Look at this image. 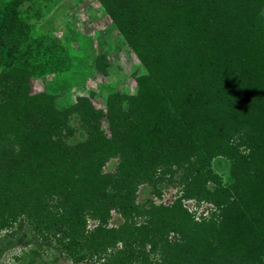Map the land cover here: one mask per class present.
<instances>
[{
    "label": "trees",
    "instance_id": "trees-1",
    "mask_svg": "<svg viewBox=\"0 0 264 264\" xmlns=\"http://www.w3.org/2000/svg\"><path fill=\"white\" fill-rule=\"evenodd\" d=\"M184 1L102 0L110 17L138 54L149 51L148 48L153 47L155 36L160 34L158 27L164 21L172 20L173 25L178 22L177 31L180 24L184 25L182 24L183 16L186 15L182 13V8L185 7ZM226 2L228 6L226 10L217 11L213 8L208 17L199 15L200 4L196 0L187 5L188 21L185 19L184 21L190 23L191 34L198 36L199 31L202 32L207 28V34L211 39L215 34L218 38L221 34L235 36L238 33L239 35L243 27L264 28V19L261 16L264 14L263 0H260L257 7L253 6L252 0H226ZM220 16L223 18L220 19ZM237 37L233 38L229 46L232 49L228 52L229 60H237L235 62L239 65H234L238 68L245 61L243 58L249 51V58L244 63L252 68L249 72L253 74V71L258 69L261 75L264 72L262 49L251 45L249 46L251 49L247 52V49L235 51L239 46V42H236ZM156 39L159 38L156 37ZM226 43H230L229 39ZM162 46H164L163 42H159L158 47ZM4 48H1L2 51ZM200 57L205 58L202 52L197 53L196 58ZM203 60L208 62L210 58ZM200 61H198L199 64ZM225 61H222L223 69L225 68L223 76L217 78L218 82L221 79L225 80L224 77L228 76L226 73L230 71V68L232 71V62L228 63L226 59ZM249 72L247 71L248 75H250ZM30 77L31 73L26 68H15L0 76L2 90L0 95V191L5 194V199L0 196L2 215L0 225H5L9 216H13L9 208H15L14 210L17 209L19 212L18 215L22 213L32 217L40 226L47 227V234H51V238L56 239V243L73 248L77 242L74 241L71 244L69 240L65 241L66 238L73 236L77 230L83 229L80 236L84 239L85 227L88 226L87 220L91 217L98 220V224L91 230L89 236H95L97 241L94 243L97 248L105 247L104 244L116 246L112 252L120 264H126L125 259L131 255L138 256L139 253L141 255L144 253L146 257L145 245L148 242L153 245L154 250L164 251L173 248L177 252H184L183 256L186 260L190 258L194 261L192 264H264L259 261L260 259L257 260V256L264 253V89H260L259 99H248L246 104L249 106L247 109L249 111L243 109V112H240L239 108L245 106L243 100L245 94L241 93L240 99L235 102L236 98H231L228 93L231 90L228 82L222 81L223 85L216 84L211 89L218 106L215 109L229 107L228 119L220 120L215 115L210 116L212 115L210 105L213 103L211 104L209 100L212 98L209 96L195 98L194 95L198 90L190 91L189 88H185L188 93L184 100L178 102V113L193 111L200 120L204 114H207L208 118L209 116L215 118L210 125L206 124V121L200 122L197 127L190 125L191 131L185 127L186 138L184 135L173 134L175 128L173 124L170 125L167 116L166 120L164 118V121H158L142 115L143 113L135 116V122L130 117L129 122H132L130 131L122 134L121 129L118 128L122 116L120 102L131 98L137 99L138 92L142 91L143 81H140L138 92L134 95L116 93L109 96L106 110L97 108L86 97H80L78 103L69 109L61 110L56 107L53 95L46 92L28 93ZM201 78L205 77L201 75ZM231 82L235 84L234 80ZM160 105V110L165 113L167 103L164 101ZM208 107L210 108L207 113L203 111ZM75 111L79 112L83 118H81L80 127L87 133V140L70 145L68 148L69 146L65 145L62 130L69 123V115ZM127 113L128 111L125 115ZM185 115L189 116L186 112ZM103 118H107L110 134L103 126ZM251 126L256 132L253 136L255 141L246 139L245 135L242 136L243 139L245 138L243 142L251 148L249 155H245L238 150L239 143H232L231 140L232 138L235 140V134L248 131ZM149 138H154L158 142L165 141L157 158L154 154L147 157L141 154L142 146ZM141 139L144 143L140 142ZM9 141L15 144L18 150H15L14 145L10 146L11 143L6 153L2 154L1 149ZM118 154L122 160L116 168L117 171L104 172L103 166L106 161ZM219 155H230L236 179L231 186H220L217 191L220 198L216 201L213 199L217 205L227 203L225 207L220 205V212L215 214L221 230L217 233L208 231L210 234L207 236L220 241L218 249H211L208 253H204V250L198 251L200 242L196 241L200 235L195 231V227L191 226L193 220L185 212L186 209L183 210V220L177 223L176 221L165 222L168 217L164 219L162 215L166 214L165 210L169 211L170 208L163 206L159 208L155 206L159 210L160 219L155 221V218L151 217L155 222L154 227L151 220L138 221L139 215H145L148 210L144 205L137 204L136 192L140 184L149 182L150 178L157 174L156 168L169 162L180 166L195 163V166L190 169L192 171H188L189 174L186 172L188 194L186 196L202 199L205 183L209 179L218 182L216 174L211 170L212 167L209 169L206 167L211 163V159ZM254 169H258L261 176L251 187L248 184L249 176ZM2 181L8 184H2ZM153 190L156 192L158 188L155 187ZM230 200L235 201L230 202ZM239 203H243L251 215L243 218L241 213L238 231L234 229L231 231L232 216L240 212L236 210V205ZM113 209H117L126 218L118 227H108V216ZM47 216L48 218L44 219ZM50 217L53 218V222L50 221ZM252 217L255 219L253 220ZM61 220L68 222L69 225L62 228L56 224ZM170 233H178L179 239L173 242L169 237ZM118 243L122 247L119 248ZM241 245H245L243 246L245 252ZM70 255L78 258L73 250L70 251ZM103 255L101 250L99 259L103 258Z\"/></svg>",
    "mask_w": 264,
    "mask_h": 264
},
{
    "label": "rangeland",
    "instance_id": "rangeland-1",
    "mask_svg": "<svg viewBox=\"0 0 264 264\" xmlns=\"http://www.w3.org/2000/svg\"><path fill=\"white\" fill-rule=\"evenodd\" d=\"M196 1L200 4L199 15L202 17H208L213 8L217 11L228 8L226 0ZM192 2L193 0H185L183 3L185 7L182 8V13L186 14L183 16L186 21H188L186 6ZM252 2L253 6L257 7L260 0H252ZM261 16L264 19V14ZM221 18L223 16H220ZM184 19L182 23L184 25L180 24L178 31L176 30L178 22L173 25L172 20L164 21L158 27L160 34L155 36L153 47L148 48L149 51H142V54H138L134 46L116 26L104 8L102 0H0V76L15 68H26L31 73L28 93L46 92L53 95L56 107L61 110L74 106L80 97H86L97 108L106 110L109 96L116 93L134 95L138 92L140 81H143L142 91L138 92L137 99L131 98L120 102L122 116L118 128L121 129L122 134H127L130 131L129 128L132 126V122H129L130 117L135 122V116L143 113L142 115L155 118L158 121H164V118L166 120L167 116L170 125L173 124L175 128L173 134L184 135L187 138L185 127L191 131L190 125L197 127L202 121H206V124L210 125L215 120V118H210L213 115L220 120L228 119L227 110L229 107L215 109L218 106L211 89L216 84L223 85L222 81L228 82L231 85V90L228 93L231 98H236L235 102L240 99L241 93L245 94V98H243L245 106L239 108L240 112H243V109L249 111L247 110L249 106L246 104L248 99L260 98V89H264V72L259 75V71L256 69L252 74L249 72L252 71V68L247 67L248 64L244 62L249 58L248 50L251 49L249 47L251 45L262 49L264 55V28L243 27L245 29L241 28L242 31L239 32V35L235 34L236 37L238 35L237 41H235L239 42L235 51L246 49V52L248 51L246 57L243 58L245 60L243 64L236 68L235 65H239L235 62L237 60L231 61L228 58V52L232 50L229 46L235 38L233 34L229 36L221 34L219 38L215 34L213 38L209 39L206 28L203 29L204 32L199 31L200 34L195 36L190 32V23H186ZM256 24L258 23L256 22ZM252 29L255 31L254 35ZM223 39L225 40L221 41ZM228 39L229 44L226 43ZM159 42H163L164 46L159 48ZM3 47L5 48L2 51ZM201 52L203 57L210 58L208 62L203 60L205 58H196L197 53ZM179 54L182 55L177 56ZM196 59L201 60L200 64ZM225 59L228 63L232 62L233 68L232 71L230 68V71L226 73L228 76L224 77L225 80L221 79L218 82L217 78L223 76L225 68L223 69L222 61L226 62ZM226 67L228 68V66ZM234 68L236 70H233ZM203 70H205L204 73ZM201 75L205 78H201ZM232 79L235 84L231 82ZM185 88H189L190 91L197 89L195 98L206 96L212 98L209 100L211 104L213 103L210 105L212 115L209 118L207 114H204L200 120L193 114V111L178 113V102L184 100L188 93ZM1 92L0 89V95ZM164 101L167 103L165 113L160 110V104ZM209 108L203 111L207 113ZM127 111L128 113L125 115ZM185 112L189 116L185 115ZM81 118L79 112H72L69 115L68 125L62 130L63 139L65 145L69 146L68 148L70 145L87 140V133L80 127L83 119ZM188 119L190 120L188 121ZM102 123L109 133L107 118H103ZM254 134L256 132L251 126L248 131L235 134L236 138L235 140L232 138L231 142L239 143L240 153L249 155L251 148H248L243 141L245 138L255 141ZM186 138L184 139L187 141ZM142 141L144 143L143 139L140 140V142ZM3 143L6 142L3 141ZM11 143L9 141L3 146L2 154L6 153ZM240 143L242 144L240 145ZM144 144L141 154L146 157L154 154V157L157 158L165 141L158 142L154 138H149ZM10 146L18 150L15 144L12 143ZM9 155L11 157V154ZM13 156L12 154V159ZM193 157L195 158V156ZM121 158L118 154L108 159L103 166V171L116 172ZM194 166L195 163L180 166L177 163L169 162L162 164L158 169L156 168L157 174H154L149 182L140 184L136 192L137 204L144 205L148 210V213L139 215L137 219L139 222L151 220L152 227H154L155 222L151 217H154L155 221L159 220V210L156 207L163 206L170 208L169 211L163 209L166 214H163L162 217L164 219L168 217L165 222L176 221L177 223L183 220V210L186 209L185 212L193 220L191 226H194L195 231L200 235L196 241L200 242L198 251L204 250V253H208L211 249H218L220 242L217 238L207 237L210 234L208 231L217 233L221 230L218 227L215 214L220 212V205L225 207L227 204H215L216 199L220 198L217 191L220 186L227 187L234 184L236 179L233 174L234 164L230 155H219L211 159V163L207 165L206 169L212 167L211 170L216 174L218 182L209 179L205 183L202 199L186 196L188 195L186 172L189 174L192 171L190 169ZM196 166L198 165L196 164ZM240 166L243 169V166ZM206 169L204 170L206 171ZM260 176V171L254 169L249 176L250 183L248 184L253 187V183H256ZM2 184L8 183L2 181ZM155 187L158 188L156 192L153 190ZM0 196L5 199V194L2 191H0ZM232 201L235 200H230V202ZM236 206V210L240 212L232 216L231 231L233 229L238 231L239 217L245 218V216L251 215L243 203ZM14 209L9 208V212H13V216H9L5 225H0V264H120L112 252L116 246L104 244L105 247L97 248L94 243L97 241L95 236H89L91 230L97 226L98 220L89 217L88 226L85 227L86 230L84 229V239H81L82 236H80L83 229H79L73 236L67 237L65 240H69L71 244L76 241L77 244L73 248L64 247L56 243V239H52L51 234H47V227L43 228L32 217L22 215V213L18 215L19 212ZM47 218L48 216L44 219ZM252 219L254 220L255 217ZM125 220L122 213L113 209L108 216V227H118ZM50 221L53 222L52 217H50ZM56 224L62 228L69 225L63 220ZM177 234H169L173 242L179 239V234ZM118 245L119 248L122 247L120 243ZM241 246L243 250L245 245ZM152 247L153 245L148 242L145 245L146 257L144 253L142 255L139 253L138 256L127 257L124 262L126 264L194 263L190 258L185 259L184 252H177L173 248L164 251L154 250ZM71 250L77 253V259L70 255ZM101 250L104 257L99 259ZM243 252L245 251L243 250ZM257 257V260L260 259V262H264V253Z\"/></svg>",
    "mask_w": 264,
    "mask_h": 264
}]
</instances>
